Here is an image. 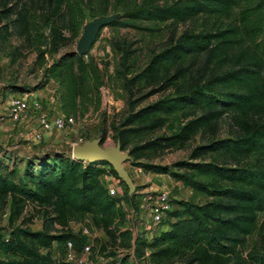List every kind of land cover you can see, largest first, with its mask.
<instances>
[{"label":"trees","instance_id":"1","mask_svg":"<svg viewBox=\"0 0 264 264\" xmlns=\"http://www.w3.org/2000/svg\"><path fill=\"white\" fill-rule=\"evenodd\" d=\"M113 12L121 14L112 24L140 29L152 28L145 21L192 25L173 34L141 69L133 68L132 43L126 42H117L119 61L109 76L90 52L57 56L80 35L87 16ZM12 36L22 39L16 49L36 52L42 87L57 82L66 115L78 118L87 104L98 107L108 77L120 78L129 109L113 119L114 137L136 165L170 173L192 195L170 211L174 220L152 242L133 240L121 197L101 178L109 164L125 183L107 160L42 152L19 161L7 153L0 156V216L8 214L0 227V264H69L67 241L82 249L88 240L72 221L105 232L92 249L108 256L106 264H132L119 253L133 245L138 257L154 264H264V0H0V37ZM225 115L234 129L220 136ZM100 130L105 137V121ZM197 135L203 141L188 159L170 166L149 161ZM137 196L129 187L122 193L136 208ZM35 215L41 228L30 225Z\"/></svg>","mask_w":264,"mask_h":264},{"label":"rangeland","instance_id":"2","mask_svg":"<svg viewBox=\"0 0 264 264\" xmlns=\"http://www.w3.org/2000/svg\"><path fill=\"white\" fill-rule=\"evenodd\" d=\"M120 14V12H113L97 17L87 16L80 35L75 37L70 44L64 46L57 53V56L65 52L71 53L75 51L85 26L103 19L107 22L100 29L95 42L89 50L90 54L95 56L100 65L106 68L107 76H109V74L115 73V68L119 61L120 50L117 47V42H121L122 45H124V42L127 44L132 43L133 68L141 69L147 64L154 52L162 49L167 44L173 34H180L185 28L192 25L191 21L175 23L171 20L161 22L145 21V24L154 29H140L132 26L112 24L113 20L117 19ZM21 41L22 39L17 36H12L10 40L5 42L0 37V156L3 157L10 153L8 155L21 161L22 158L28 159L37 153L62 152L74 157L75 145L82 144L93 138H100L103 146L117 144L119 141L114 137L115 131L111 123L113 119L120 121L127 114L129 94L121 85V79L116 76L108 77L106 84L101 87V102L99 106L87 104L89 105V110H85L88 113L87 116L83 117L85 114L80 115L74 126L61 130L52 127L41 132V137H38L39 131L37 127L39 124L36 119L38 110L32 108L30 115L23 120L16 121L11 118L8 104L13 92L27 93L29 97L39 96L45 110L56 108L53 98L57 100V83L50 81L45 87H42L44 79L43 69L35 62L36 52H29L24 47L16 49V46L21 44ZM149 89L136 91L135 97L141 96ZM169 92H171L170 89L157 91L143 99L138 107L155 101ZM104 121L108 126V132L105 137L102 136L100 130V126H102ZM233 129L229 116L225 115L221 119L219 135H230ZM162 131L160 129L157 133ZM201 141H203L201 135H197L185 147L168 149L157 157L150 158L149 161L170 166L177 160L188 159L192 147ZM124 151L129 154L124 166L134 180L135 191L138 194L137 202H140L147 193L154 192L152 190L161 189H170L173 195L176 196L173 200L172 209L178 208L181 200L191 197L192 188L185 186L182 180H175L170 173H160L140 167L133 162V156L130 155L129 150L125 149ZM24 164L25 162L22 166ZM127 187L126 183L120 182L119 192L121 194L124 193ZM33 212L32 206L29 205L28 214ZM126 214H128V211H126ZM7 223L8 214L0 216V227L7 225ZM30 225L33 229L41 228L43 220L40 216L35 215ZM82 226H86L85 221L72 222V227L75 231H79ZM164 228L166 229V225H164ZM1 230L6 232L7 229L5 227ZM90 233L92 241L96 236L106 237L105 233L102 234L95 230H91ZM102 257H104V253L100 252L94 256L91 255L89 259L95 260ZM83 258L84 261L81 258L73 259L72 264L90 263L89 259Z\"/></svg>","mask_w":264,"mask_h":264},{"label":"built area","instance_id":"3","mask_svg":"<svg viewBox=\"0 0 264 264\" xmlns=\"http://www.w3.org/2000/svg\"><path fill=\"white\" fill-rule=\"evenodd\" d=\"M53 100L56 101L54 98ZM8 105L11 118L16 121L23 120L28 117L32 108L38 110V114L36 116L39 124L37 127V130L39 131L37 134L38 137H41V132L49 130L52 127L61 130L74 126L77 121L76 116L66 115L61 109H56L54 107L51 108V110H45L39 96L29 97L27 93L20 94L13 92L10 96ZM105 167L107 170L102 173V180L106 184L108 191L112 196L121 197L118 201V205L123 207L125 212L128 211L124 227L132 231L133 240H135L137 236H142L148 242H152L156 236L165 230L164 225H166V220L169 218L174 220V217L170 216V211L173 208V199L176 198V196L173 195L172 190L170 189L152 190L154 192L147 193L143 199L137 203L138 207L136 208L122 197V194L119 192L121 180L109 170L110 165H105ZM79 231L86 234L88 236V240L82 249H77L72 240L67 241V260L69 264H72V260L75 258H81V260L84 261L83 257L88 260L91 255L94 256L97 254H93L92 247L94 244V238L92 241V235L90 233L91 229L88 226H82ZM97 232L102 234L105 233L102 230ZM125 254H128L129 260L132 264H154L148 259L147 255L138 257L135 254L134 245L130 249H121L119 255ZM89 261L90 263L87 264H106L108 256L104 255L101 259H89Z\"/></svg>","mask_w":264,"mask_h":264},{"label":"water","instance_id":"4","mask_svg":"<svg viewBox=\"0 0 264 264\" xmlns=\"http://www.w3.org/2000/svg\"><path fill=\"white\" fill-rule=\"evenodd\" d=\"M106 22V20L101 19L86 25L79 38L77 49L71 53L78 52L85 54L89 52L100 29ZM74 155L76 158L88 161L107 160L128 185L130 192L135 191L134 180L124 166V163L129 158V154L122 149L120 142L103 146L100 138H93L82 144L75 145Z\"/></svg>","mask_w":264,"mask_h":264},{"label":"crops","instance_id":"5","mask_svg":"<svg viewBox=\"0 0 264 264\" xmlns=\"http://www.w3.org/2000/svg\"><path fill=\"white\" fill-rule=\"evenodd\" d=\"M52 82H54L53 80H52ZM57 83V82H56ZM55 83V84H56ZM58 85V84H57ZM57 87V89H58V86H56ZM55 104H56V109H61V104H60V102H59V100H56L55 101ZM62 110V109H61ZM85 110H89V105H86L85 107H84V113L83 114H85L83 117H86L87 116V114L88 113H86V111ZM85 119V118H84ZM168 220H171L170 218L169 219H167L166 220V228H169V222H168Z\"/></svg>","mask_w":264,"mask_h":264}]
</instances>
